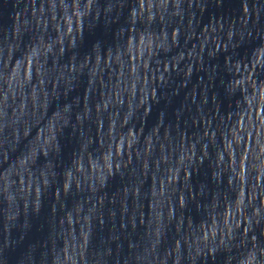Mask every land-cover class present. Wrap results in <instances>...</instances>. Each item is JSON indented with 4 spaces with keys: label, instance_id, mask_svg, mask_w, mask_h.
Masks as SVG:
<instances>
[{
    "label": "water",
    "instance_id": "1",
    "mask_svg": "<svg viewBox=\"0 0 264 264\" xmlns=\"http://www.w3.org/2000/svg\"><path fill=\"white\" fill-rule=\"evenodd\" d=\"M0 264H264V0H0Z\"/></svg>",
    "mask_w": 264,
    "mask_h": 264
}]
</instances>
